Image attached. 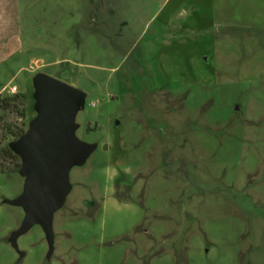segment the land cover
I'll return each mask as SVG.
<instances>
[{
	"label": "rangeland",
	"instance_id": "374dc122",
	"mask_svg": "<svg viewBox=\"0 0 264 264\" xmlns=\"http://www.w3.org/2000/svg\"><path fill=\"white\" fill-rule=\"evenodd\" d=\"M37 74L85 94L57 198L23 204ZM0 264H264V0H0Z\"/></svg>",
	"mask_w": 264,
	"mask_h": 264
},
{
	"label": "water",
	"instance_id": "95a60500",
	"mask_svg": "<svg viewBox=\"0 0 264 264\" xmlns=\"http://www.w3.org/2000/svg\"><path fill=\"white\" fill-rule=\"evenodd\" d=\"M33 83L39 116L26 145L35 158L22 201L35 214L55 202L63 165L83 148L72 139L71 118L73 110L83 104L85 94L45 74H37Z\"/></svg>",
	"mask_w": 264,
	"mask_h": 264
},
{
	"label": "trees",
	"instance_id": "16d2710c",
	"mask_svg": "<svg viewBox=\"0 0 264 264\" xmlns=\"http://www.w3.org/2000/svg\"><path fill=\"white\" fill-rule=\"evenodd\" d=\"M26 96L22 92L0 93V173L17 172L20 160L7 146L25 133Z\"/></svg>",
	"mask_w": 264,
	"mask_h": 264
},
{
	"label": "crops",
	"instance_id": "0c3cea01",
	"mask_svg": "<svg viewBox=\"0 0 264 264\" xmlns=\"http://www.w3.org/2000/svg\"><path fill=\"white\" fill-rule=\"evenodd\" d=\"M11 92H14V91H11Z\"/></svg>",
	"mask_w": 264,
	"mask_h": 264
}]
</instances>
